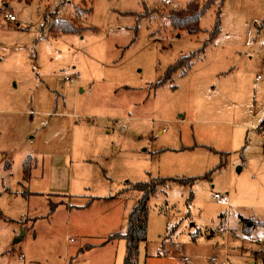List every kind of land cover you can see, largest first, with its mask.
<instances>
[{
    "label": "rangeland",
    "instance_id": "374dc122",
    "mask_svg": "<svg viewBox=\"0 0 264 264\" xmlns=\"http://www.w3.org/2000/svg\"><path fill=\"white\" fill-rule=\"evenodd\" d=\"M189 1L0 0V264H74L149 173L182 180L149 201L140 264H264V0H216L196 34L168 19ZM107 252L123 264L125 243L86 264Z\"/></svg>",
    "mask_w": 264,
    "mask_h": 264
},
{
    "label": "trees",
    "instance_id": "16d2710c",
    "mask_svg": "<svg viewBox=\"0 0 264 264\" xmlns=\"http://www.w3.org/2000/svg\"><path fill=\"white\" fill-rule=\"evenodd\" d=\"M223 1L224 0H221L220 5ZM215 2L216 0H205L203 2H201L200 0H190L184 7L170 10L168 15L169 22L171 26L176 30L187 31L191 34L200 33L201 31H203L200 26V19ZM154 8H149L147 5H145V11L143 13H130L136 14L137 20H141L146 16H150L149 11ZM88 10L89 8L86 9V11ZM219 12L220 8L217 14L216 24L213 30L210 31L208 40L214 39L221 31ZM51 30L53 32L76 33L81 31V28L77 26L73 21L59 19L51 25ZM205 44H208V42H206ZM196 56L197 55L195 54V52L189 55H183L174 64L168 67V70L163 79L158 83H161L164 80L170 78L173 73L184 67L186 64L187 66L183 68V71L185 72L186 69L191 66L192 59ZM261 125H264V118L261 121ZM31 160L32 157L28 156L23 162V178L25 180H29L31 175L32 164H29ZM185 179L189 180V178ZM191 179L193 182V178H190V180ZM181 180L182 179L151 177V179L147 181L135 182L134 184H132V188L140 191L142 195L138 199V203L129 214V223L126 233H116L112 235L113 238L120 237L126 240V256L123 264H138L140 243L147 240L149 212L148 201L150 200V198L156 194L160 187H166L167 182H181Z\"/></svg>",
    "mask_w": 264,
    "mask_h": 264
},
{
    "label": "crops",
    "instance_id": "0c3cea01",
    "mask_svg": "<svg viewBox=\"0 0 264 264\" xmlns=\"http://www.w3.org/2000/svg\"><path fill=\"white\" fill-rule=\"evenodd\" d=\"M208 147L211 148V146H208ZM263 152H264V150H263ZM151 177H154V176H152V174L149 173V178H151ZM128 184H129V187H128L127 190H135L137 198H140V196L142 195V193L140 191L136 190V189H133L131 187V185H130V182H128ZM125 190L126 189L124 188L123 191H125ZM4 194H11V193L5 192ZM36 194H38V193H36ZM113 198L116 199V197H113ZM151 198H150V200H151ZM98 199L99 198H97V197L94 196L92 199L88 200L87 203H79V204H77L78 210H81L83 212L84 211L87 212L91 208V206H93V204L95 203V201H97ZM149 201H148V207H149ZM71 211H72V208H71ZM130 212H128V214H127L126 217H125V214H123L122 217H118V220H116L115 218L114 219H111V220H102L101 221V225L102 226L105 225V224H108V226H111L112 225L108 229V231L106 232V234H107L106 237H101L100 239H98L99 240L98 243H95V244L85 243L84 244L85 248L83 250L81 249V246L78 247V248H76V253H75L76 256L73 257V258L76 259V262H74V264H86L87 262H89L90 261V258H89L90 257V253H92V250L93 249H96V250L97 249H107V248L108 249H112V250L115 249V248L119 249L120 246H121V242L122 241L125 243V252L123 254H125V256H126V240L124 238H120V237L113 238L112 235L113 234H116V233H120V234L121 233L122 234L126 233V231L128 229L129 214H130ZM97 222H98V219L97 218L95 220H90V221L89 220H82V225H83L84 228H87V227H90L91 225L97 224ZM249 225L252 226L251 223ZM70 241H74V239L73 238H70ZM146 241H143V242L140 243V248H141V246L143 244L147 243ZM80 251H83L82 252V255H79V252ZM98 251H101V250H98ZM86 253H88L87 256H84V255H86ZM109 254L110 253L107 252L106 255L101 260H99L97 262V264H118V263H120V261H118L116 257H114V259H112V256L109 257ZM145 257H146V260H147V258H149L151 256L148 253H146V256ZM124 260H125V258H124ZM139 260H140V251H139V257H138V264H140ZM69 264H72V262H70ZM145 264H147L146 261H145Z\"/></svg>",
    "mask_w": 264,
    "mask_h": 264
},
{
    "label": "built area",
    "instance_id": "2783aa9c",
    "mask_svg": "<svg viewBox=\"0 0 264 264\" xmlns=\"http://www.w3.org/2000/svg\"><path fill=\"white\" fill-rule=\"evenodd\" d=\"M5 18H6L7 20H10V21H16V19H17V18H16V15L13 14V13H8V14H6V15H5ZM75 75L77 76V74H75ZM69 78H70V77H67V79H69ZM259 130H260L261 135H262L263 138H264V125H260ZM263 150H264V148H263ZM219 232H220L222 235H223V234L227 235V234L230 233L226 221H221V222H220V224H219Z\"/></svg>",
    "mask_w": 264,
    "mask_h": 264
},
{
    "label": "water",
    "instance_id": "95a60500",
    "mask_svg": "<svg viewBox=\"0 0 264 264\" xmlns=\"http://www.w3.org/2000/svg\"><path fill=\"white\" fill-rule=\"evenodd\" d=\"M238 170H241V167H239ZM22 235L24 236L25 235V232H22ZM21 238H17L16 241H19Z\"/></svg>",
    "mask_w": 264,
    "mask_h": 264
}]
</instances>
